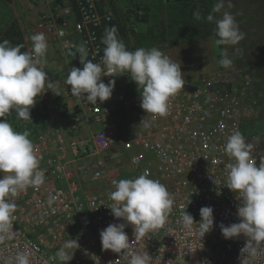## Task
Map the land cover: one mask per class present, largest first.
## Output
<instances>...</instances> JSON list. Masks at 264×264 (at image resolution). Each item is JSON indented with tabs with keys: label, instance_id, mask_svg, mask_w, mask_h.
Here are the masks:
<instances>
[{
	"label": "built area",
	"instance_id": "1",
	"mask_svg": "<svg viewBox=\"0 0 264 264\" xmlns=\"http://www.w3.org/2000/svg\"><path fill=\"white\" fill-rule=\"evenodd\" d=\"M123 13L125 27L135 29L141 7L131 5ZM112 19L95 0H63L47 9L38 27L82 68L79 54L69 55L75 51L69 45L84 44L88 59L102 63L103 27ZM101 79L106 84L115 79L108 100L92 104L77 99L66 114L63 108L56 110V122L34 137L45 183L13 198L14 235L0 242V264H9L19 252H31V264H60L53 257L68 239L80 247L67 264H95L96 257L100 264H128L123 255L102 250L99 233L110 223L124 222L108 208L113 182L137 178L146 169L174 198L165 224L144 239L135 240L132 225L124 229L131 247L147 252L151 264H241L242 259L264 264V244L254 256L241 253L246 238L225 239L219 227L239 222L241 203L239 194L226 187V165L233 162L224 151L228 137L240 131L254 145L257 165L264 162V141L250 127L259 98L255 75L213 73L185 80L170 99L168 115L154 121L140 107V96L131 94L127 74ZM113 103L118 105L115 116L110 113ZM203 206L213 208L214 222L200 240L199 224L187 233L182 214L186 210L199 222Z\"/></svg>",
	"mask_w": 264,
	"mask_h": 264
},
{
	"label": "clouds",
	"instance_id": "2",
	"mask_svg": "<svg viewBox=\"0 0 264 264\" xmlns=\"http://www.w3.org/2000/svg\"><path fill=\"white\" fill-rule=\"evenodd\" d=\"M224 0H218L205 19L215 23L218 46H235L245 37L234 16L223 11ZM216 19L213 13H221ZM196 20L201 19L199 11L194 13ZM30 51H21L22 44L13 46L7 39L0 41V242L14 235L13 213L16 204L13 198L18 197L29 187L38 189L45 183V171L40 168L42 156L37 154L33 142L28 138L29 132H18L7 121L6 117L15 112L23 121H31L30 111L46 90L60 95L59 89L53 90L45 66L48 42L43 32L31 35ZM102 63L88 59L84 44L69 45L75 51L69 55L79 54L82 68L73 66L65 80L70 86L71 94L77 99H86L92 104L108 100L115 86V79L107 84L102 76L117 77L127 74L130 80L140 89V107L151 120L168 115L170 99L175 97L185 85L181 66L173 62L156 47H143L130 51L117 35V29L105 30L102 38ZM218 63L230 68L233 60L228 57L226 49L221 52ZM145 128L149 121L141 120ZM254 145L246 141L240 131H234L227 139L224 151L233 161L226 165V187L239 194L241 203L237 205L238 223L225 226L220 223L221 234L225 239L243 236L245 244L241 253L255 255L257 248L264 244V162L256 163L252 156ZM133 163H136L133 160ZM146 169L134 179L114 181L115 190L109 193L113 203L108 208L114 218H122L123 223H110L100 230L102 250H111L123 255L128 264H151L147 252L139 253L131 247L129 237L124 231L127 225L134 228L135 240L144 239L149 233L158 230L167 221L172 211L174 198L167 187L158 180L149 178ZM52 200H49V204ZM186 209V207H185ZM200 220L194 222L186 210L182 214V225L187 233L199 224L198 236L201 240L213 227L214 217L211 206L199 210ZM80 245L75 239H68L56 252L53 259L60 264H67L73 259L74 250ZM196 249H190L194 252ZM31 252H19L9 264H31ZM95 264H100L95 258ZM241 264H249L242 259Z\"/></svg>",
	"mask_w": 264,
	"mask_h": 264
},
{
	"label": "rangeland",
	"instance_id": "3",
	"mask_svg": "<svg viewBox=\"0 0 264 264\" xmlns=\"http://www.w3.org/2000/svg\"><path fill=\"white\" fill-rule=\"evenodd\" d=\"M59 1L60 0H12L11 2H6L0 0V41L5 39V32L9 26L15 24L26 51H30L32 47V41L30 40L31 35L40 32L44 33V30H40L38 27L41 16L51 5ZM165 1L168 2V0ZM244 1L249 6L250 0H225L224 2H227L228 9H237V7L240 8L239 4H242ZM190 4L188 10L190 8L191 13L190 10L183 11L186 12V15H188L187 13L191 15L192 21H190L196 30L195 32L198 34L209 33L217 39L215 23L208 22L205 19V17L211 13L212 8H209L207 5L197 6L194 3ZM139 6L142 8L144 5ZM259 7L261 16H259L257 20H252L251 22L239 20L242 10L236 13L235 16L233 15L239 24L240 30L245 34L244 39L240 41L239 44L235 46L218 47L220 54L222 50L226 49L228 57L233 60V64L230 68L221 67L222 69L219 73L240 72L255 75V87L259 91V98L254 106L255 112L251 119L250 127H254L253 129L255 130L257 128L261 132H258V134L264 141V48L262 47L264 40L262 34L259 33V31L264 28V0H259L258 9ZM144 9L147 16L148 12L145 6ZM197 11H199L201 15L200 20H196L194 17V13ZM228 12L231 13L230 10H228ZM178 13L179 7L172 6V3L168 5L163 4V6L157 3L156 8L153 10V15H151V25L142 32L139 30L140 27H136L135 29H124L125 32L123 31L124 34L122 35V39L129 48H132L131 51L140 47H146L150 45L149 43L156 44V46L153 47L160 48L161 44L165 41V37H176V28L179 22L175 20L178 18ZM213 15L216 19L221 18L218 17L216 13H213ZM117 25H120L118 21ZM45 36L49 45L46 54L47 64L45 66V71L53 83V90L58 88L60 95L54 94L51 90L46 88V91L37 98L35 106L30 111L31 121L19 119L15 112L6 117L14 130L18 132L28 131V138L31 141H33L37 134L56 122V110L63 108L62 114H66L71 111L78 102L77 98L70 93V86L65 84L69 70L74 66V63L71 59L64 56L56 41L50 40L46 34ZM137 36L139 37L137 38ZM246 38H248L247 41ZM94 185L96 184L90 183V187Z\"/></svg>",
	"mask_w": 264,
	"mask_h": 264
},
{
	"label": "crops",
	"instance_id": "4",
	"mask_svg": "<svg viewBox=\"0 0 264 264\" xmlns=\"http://www.w3.org/2000/svg\"><path fill=\"white\" fill-rule=\"evenodd\" d=\"M172 2V0H168V2H166L165 0H103L102 9H104L106 12H109L112 15L113 19L116 22H119L124 31V29L127 28L125 27V14L122 13V11H124L125 8L131 6L132 4L133 6L144 5L147 8L148 12L146 21L139 22L137 25H135L136 27H140L139 30H141L142 32L145 31V28L151 25V15H153L152 13L156 8V4L160 3V5L163 6V4L168 5ZM138 37L139 36H137V38ZM169 39L170 38L165 37V41L158 49L161 50L165 55H167L173 62L180 64L182 75L185 80L197 79L205 75L221 72L222 66L218 63V61L221 59V54L219 52L218 45L215 44L216 39L214 38V36L208 35L198 37L191 41L176 45H170V47L165 48V46H168L169 44ZM149 44L150 45H147L143 48L150 49L153 46H156V44ZM130 90L133 96H140V89L137 88L136 84L131 80ZM117 107L118 105L116 103L112 104L110 109V113L112 116L116 115Z\"/></svg>",
	"mask_w": 264,
	"mask_h": 264
},
{
	"label": "trees",
	"instance_id": "5",
	"mask_svg": "<svg viewBox=\"0 0 264 264\" xmlns=\"http://www.w3.org/2000/svg\"><path fill=\"white\" fill-rule=\"evenodd\" d=\"M4 1L11 2L12 0H4ZM172 1H173L172 6L179 7L178 18L175 20V21L178 20L179 25H177V28H176L177 29L176 37H171L168 41V43H169L168 46H165V48L170 47V45L185 43V42L191 41L193 39H196L198 37L210 35L209 33H204V34L196 33L195 32L196 30L193 27V24H191V21H192L191 17H190L191 15H189V13H187L188 15H186V12H184V11L190 10V13H191V9L189 8V10H188V7H190V5H191L190 3H194L197 6L207 5L209 8H212L213 5L216 2H218V0H172ZM226 1H229V0H226ZM95 2L98 5V7L100 9H102L103 0H95ZM258 5H259V0H250L249 6L244 1V2H242V4H239L240 8L237 7V9H235V8L228 9L227 2H224V8L222 9V12L230 10L231 14L235 16L236 13H238L239 11L242 10L240 13L241 15L239 17V20L240 21L245 20L244 22H251L252 20H257L259 18V16H261L260 12H259L260 7L258 9ZM137 7H139V5H137ZM225 7H226V9H225ZM222 12L216 13L218 15V17L222 16ZM141 13L142 14L138 17V21L139 22H145L146 21V13H145L144 7L141 8ZM112 27H115L117 29L118 37L121 40H123L122 39V35L124 34L123 28H122V26L117 25V22L114 19H112L111 21L104 24L103 36L101 38L104 37L105 30L110 29ZM255 33H258V32H255ZM259 33L262 34V38L264 40V28L261 29L259 31ZM172 35H174V34H172ZM5 39L9 40L13 46H15L17 44L23 45V41L21 40V36H20L19 31L17 30L15 24L10 25L9 28L6 30ZM247 39L248 38H246V41H247ZM263 43H264V41H263ZM125 45H126V48L131 51L132 48H129L126 43H125ZM262 47L264 48V44L262 45ZM21 51H26L25 46L21 49ZM256 131L261 133L257 128H256Z\"/></svg>",
	"mask_w": 264,
	"mask_h": 264
}]
</instances>
